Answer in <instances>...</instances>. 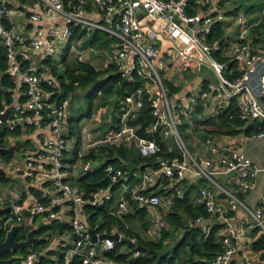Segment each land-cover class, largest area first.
Returning a JSON list of instances; mask_svg holds the SVG:
<instances>
[{
	"label": "built area",
	"instance_id": "2783aa9c",
	"mask_svg": "<svg viewBox=\"0 0 264 264\" xmlns=\"http://www.w3.org/2000/svg\"><path fill=\"white\" fill-rule=\"evenodd\" d=\"M38 1L42 5V12L29 14L33 22H41L45 17H60L65 23H53L45 33L38 29V36L32 39L0 24L1 44L7 49V72L16 83L12 104L0 109V114L10 109L7 122L11 130L23 123L50 131V135L44 137L42 142L48 150L47 156L41 154L35 159L29 155L27 168L17 169L28 177H35L40 175L33 172L36 166L46 168L37 161L42 158L50 160L51 167L44 175L56 188L57 194L53 197H43L45 201L36 198L31 202L7 199L0 194V207L5 208L2 221L4 228H9L11 224H22L27 217L43 212H49L50 219L58 218V212L53 208L61 196H66L74 207L71 226L76 238L70 254L79 256L82 264H116L104 256L106 251L114 249L116 242L101 239L102 233H97L98 243L93 242L91 227L81 218L79 208L85 204L93 207L104 205L112 199V187L119 182L123 192L114 213L117 216L129 210L130 201L124 195L127 192H131L132 200L142 207H161L167 210L172 203L169 198L163 199L154 192L144 194L142 190L146 185L152 187L158 183L156 186L159 185L161 189H174L178 197H183L184 192L178 185L186 178L187 172H195L210 180L213 174L235 175L242 192L247 193L252 188L259 173L264 170L254 159L243 151L222 147L212 138L202 142L203 149L198 157L193 156L181 137L180 128L192 120L199 106L203 107L206 112L203 116L207 118L213 113L217 116L223 112L233 100H236L244 118L264 122V47L256 43L259 34L255 30L260 20H252L241 11H226L217 4V0H197L196 2L206 8H198L193 14L189 12L194 8L189 5V0ZM89 5L92 10H89ZM143 9L147 12L144 13ZM15 13L16 10L10 6L9 0H0V18L8 19ZM220 22L226 31L235 28L239 32L238 39L231 45L229 42V47L223 51V56L228 57L225 61H220L215 56L219 44H211L205 38L213 26ZM74 25L89 30H103L117 38L110 63L118 68L121 77L127 82L138 80L142 83L136 94L127 97L123 106V118L131 120L136 116V110L143 105L142 96L147 95L155 120L152 131L161 127L160 133L162 132L165 138L173 136L179 144L180 156L158 157L155 162L156 172L160 178L168 180V184L159 183L152 173L148 172L143 176L140 189L132 191L125 182L123 169L111 164L104 168L111 180L110 186L94 192L89 198H85L66 182L62 160L68 144L64 123L70 108L69 100L58 102L51 99L54 92L47 91L43 86L56 88L57 84L48 73L37 70L31 61L29 49L43 50L45 57H53L58 51V44L64 42L65 46L70 40ZM22 61L30 62L27 70L22 69ZM233 63L236 66H233ZM186 75H194L199 86L189 94L187 105L179 99L172 103L165 81H171V78L174 83L180 78L188 82ZM21 96L26 98L24 102L20 101ZM2 123L0 118V126ZM248 137L250 140L264 139V131ZM101 142L110 145H127L134 142L144 157L162 151L156 141L140 136L133 126L126 123ZM79 156H84V153ZM3 162L0 159V167ZM89 168L90 163L86 162L83 170L88 171ZM224 191L228 196V207L235 211L242 205L241 201L236 195ZM198 201L205 204L211 217L225 225L224 248L210 264H230L235 253L231 240L244 235L249 228L264 229V195L260 207L249 210L252 218L249 224H244L240 229L235 226V218L227 215V210L216 201L210 190L201 189ZM203 221V217H198L195 223L203 226L205 233H209L210 227L203 224ZM153 224L158 230L166 226V222L158 213ZM40 255V250L28 251L23 254L21 260L12 264H35ZM138 255L139 252H135L134 256Z\"/></svg>",
	"mask_w": 264,
	"mask_h": 264
},
{
	"label": "crops",
	"instance_id": "0c3cea01",
	"mask_svg": "<svg viewBox=\"0 0 264 264\" xmlns=\"http://www.w3.org/2000/svg\"><path fill=\"white\" fill-rule=\"evenodd\" d=\"M9 4L11 7H13L16 10V13L10 16V18L8 19L0 18V24L6 27V25L4 24V21H6L7 23L10 24V28L8 29H12L16 33H19L28 39L29 38L32 39L38 36L37 34L38 29H42L43 32L45 33L47 29L50 27V25H52L53 23H59L62 25L64 24L62 23L63 18L60 17H45L41 22H33L29 18V14L35 11L42 12V5L38 0H9ZM217 4L223 8V6H221L220 4V0H217ZM88 8L89 10H92V6L89 5ZM204 8H206V6L202 7V9ZM234 11L244 12L252 20L261 21L264 15V10L262 11V13L258 14V16L249 14L251 10H249V8L247 7H246V11L234 9L231 12ZM87 30L93 31L89 29ZM225 33L227 39H229L230 45L232 44V42H235L238 39L237 35L239 32L235 28L231 29V31H226ZM110 37L115 39V41L110 43L111 51L110 52L106 51V53L108 54V56L106 57L107 66L111 64L110 57L113 54L117 44V38L112 36ZM232 37L234 38V40H232ZM70 40L68 41V43H66L67 46L65 45L62 47L63 58L65 51L69 47ZM82 41L83 40H79V44H82ZM73 45L74 44H72L69 48L68 55L66 56L67 58L70 54V50ZM88 48L91 47L81 48V50L82 52H84V50ZM29 54L31 61L36 66L37 70L45 71L46 73H48L50 78L55 80V83L57 84L58 87L59 86L58 75L64 72V64L62 62L63 58L60 64H57L54 61L55 58L57 59L59 58L57 56L58 51L53 57H49V58L44 56L43 50L29 49ZM85 56H87V54ZM85 56H82L80 54L76 58H79L82 61L91 62L90 58L85 59ZM48 60H50L49 63H47ZM91 63L94 65L93 62ZM53 67H56V71L53 70ZM108 76L109 75L104 74L101 79L106 78ZM186 76L188 77V82H185L180 78H177L176 82L174 83L171 82L174 81V79L171 78H170L171 81H167V80L165 81L172 103H174V101L179 99L184 105H187L189 94L194 89L198 88L199 85H198V81H196V77L194 75H186ZM68 82L69 79H66V83ZM79 87H83V86H77L75 92H69L64 97V99L69 100L70 108L68 110V115L64 123L66 127L64 133H65V138L68 141V144H67V150L64 151L62 161L64 164L66 182L75 189L77 188L73 182L80 176L86 175L87 173L93 172L99 168H105L107 165L110 164L116 167H120L121 165L128 166L131 163L130 159L119 157V155L115 153L110 157H105L101 153V150L103 148H106V150H110V149L116 150L117 148H124L127 150L128 157L130 155L131 150H136L138 153L141 154L140 149L137 147V145L134 142L128 143L127 145L125 144L110 145L109 143L101 142L102 140L107 138L109 134L113 133L119 128H122L123 124L126 123L130 126H133L140 136L145 137L140 133V130L143 129L142 125L134 123L137 120L143 105L136 110V116H134L131 120L123 118L124 115L123 106L125 105V101L127 97L130 95L126 96L125 98H121V97L118 98L116 94L118 90L117 85L115 86L113 85V90L109 92L107 95L98 92L97 95L93 96L91 102L89 100L88 93L93 89V86L83 87L85 88V91L81 93L78 90ZM172 88H177L178 90L173 92ZM61 92L62 91L60 88V93ZM143 97L144 95L142 96L141 99L144 104ZM98 98H100L101 100L105 99L107 103L111 101V103L107 105V106L110 105L111 106L109 111V117L105 121H100V119L96 116V114L98 113V109L96 108L99 106V102L96 103ZM116 99L119 100L118 103H120V106L117 105V102L116 103L114 102ZM90 103L92 105V109H91L92 111L89 110V107H91V105L89 106ZM207 104L209 106H212L211 103L207 102ZM116 111H118L117 117L115 116ZM205 113L206 112L203 109V107L199 106L198 112H196L192 116V120L184 125L185 128L183 127L180 128L181 137L186 147L190 145L191 149H189L188 147L187 149L191 152L193 156L198 157L203 149L202 142L207 138H212L222 147L245 152L252 159H254L260 167L264 168V139L250 140L248 135H246L245 133H238L234 135L218 133L216 132L217 128L214 125L204 123V121H208L212 118H215L216 116L212 112L213 114L205 118L203 116V114ZM95 118H98L99 120ZM154 122L150 126L146 127L145 129L146 134L147 135L149 134L152 138L155 139V136H152V134L155 135V133L158 132L160 138L166 142V146H168L167 150L169 152H173L174 154L170 158H173L175 156H180L181 150L179 148V144L177 143L176 139L173 136L165 138L162 132L160 133V131H162L161 127L157 131H152ZM183 129L184 131H182ZM194 131L200 132L202 136L196 137L195 134L193 133ZM207 131H213V132L208 134ZM49 135H50V131L45 128L38 126L30 127L23 124L22 132L20 135H18L17 137L14 136L6 137L7 143L5 147H8L10 146V144L15 143L16 153L11 154L13 157L10 161L7 160L5 161L0 155V159L4 161L1 164L2 166L1 168L4 167L3 169L7 172V176L0 175V184L2 182H9L10 180H15L14 179L15 173H17V177H19L17 184L12 183L9 188L4 189V193H1L7 199H12L17 201L22 200L23 202L24 201L31 202L36 198H39L40 195H42V197L48 198V197H53L57 194L56 188L53 186L51 181L46 177V175H44V173L46 174L48 173L47 170L51 167L50 160L46 158H42L37 161V163L44 164L46 168L41 169L38 166H36V169H33V172L35 174L40 173V175H36L35 177H28L26 176L25 173L17 169V168H21V169L27 168V161H28L27 159L29 155L34 157L35 159H38L41 154H45L47 156L48 150L43 146L42 142H43V138L48 137ZM189 139L190 142L188 141ZM159 145L162 147L161 144ZM80 153H84V156L82 157L79 156ZM114 158H119L121 165H117V164L115 165L113 162L109 161ZM86 162L90 163V168L88 169V171L83 170V166L86 164ZM149 167L148 168L145 167L142 174L141 171L137 169L135 175L137 176V178L139 177L140 180L136 183L129 181L128 174H125L126 175L125 182L129 184V188L132 191H137L140 189V187L143 185V176L148 172H151L154 179L157 180L159 183L165 185L168 184V180L166 183L163 178H160V176L155 170L156 166L154 164L150 165ZM213 176H215L217 180L213 179ZM4 178H7V181H4ZM199 180H204L205 185L199 187L197 193V201L200 197L201 189L210 190L212 195L215 197L216 201L219 202L227 210V215L233 216L235 218L234 223L237 229H240L244 224L248 225L252 219L250 216V211L259 208L261 205V199L262 196L264 195V170L259 173L252 188L247 193L241 191L238 180L235 175L213 174L212 180H210L207 177L197 175L195 172H187L186 178L183 179L179 183V185L183 183L184 186L190 187L192 185L198 184ZM157 184L158 183H156L152 187L146 185L145 189H143L142 191H149L154 189L162 190L159 187V185L156 186ZM223 189L236 195L241 201L242 205L239 206L235 211L231 210L228 207L227 204L228 196ZM119 190L121 193L123 192L122 186L119 188ZM171 190L175 192L174 189ZM181 190L184 192L183 189ZM121 193H120V198H121ZM114 194L116 193L113 192V196ZM169 199L172 201V198ZM147 208L149 210V216L152 220V224L150 226L148 234L150 237L153 238L159 237L160 231L163 228L158 230V228L154 226L153 222L154 219L156 218L157 213L160 214V212L158 208H154V207H147ZM53 209L57 210L58 218L50 219L48 217L49 212H43L35 216L27 217L26 220L22 223V225L26 229V231L34 227H37L38 229L40 226H46L45 228L47 229L42 234V236H43V240L47 241L48 243L45 247L42 248V250L39 249L41 255L45 257H49L51 259V261L49 262L50 264H58L59 256L64 254V259H65L64 264H70V262L74 258V256H72L70 252L76 238L74 229L71 226L74 207L72 206V203L68 197L61 196L58 204ZM79 213L83 221L86 222L84 205L80 206ZM216 222L222 225L223 229L221 230V235L223 236L225 233V225L223 223L218 222L215 218L210 216L209 219L206 220L204 219L203 224H206L208 227H210L211 225L216 224ZM255 228L257 227L249 228L246 230V233L244 235L238 238H233L231 240V246L235 248V253L233 254L232 259L236 258L239 264H264V258L261 256V253L255 252L252 249V243L260 237V235L262 234L261 232L264 233V229L259 227L261 228V231L255 233L254 232ZM114 232H119V231L114 230L112 233ZM103 233L104 232H102V234ZM119 233L123 235L121 232ZM123 250L126 251V248L123 247Z\"/></svg>",
	"mask_w": 264,
	"mask_h": 264
},
{
	"label": "trees",
	"instance_id": "16d2710c",
	"mask_svg": "<svg viewBox=\"0 0 264 264\" xmlns=\"http://www.w3.org/2000/svg\"><path fill=\"white\" fill-rule=\"evenodd\" d=\"M66 2L68 0H65ZM197 0H189V5L194 8L189 10L190 14L195 13L198 8L203 7ZM250 2V5L246 3ZM241 1L242 6H246L249 10H253L256 7L264 9V1L254 2L251 0ZM225 0H220L221 6H223ZM7 28H10V24L4 21ZM72 37L69 43L68 49L65 51L63 64L64 72L58 75L59 86L56 88L43 87L47 91H53L51 99L58 102L64 100V97L69 92H75L77 86L90 87L93 89L88 93L89 100L98 92L107 95L113 90V85L118 86L117 97L125 98L128 95L136 94V90L142 83L138 80L127 82L121 77L118 72V68L114 64H109L105 70H98L89 61H82L79 58H74L71 62L67 63V55L69 48L72 44L79 40H83L81 48H96L99 50H105L110 52V43L115 39L111 38L108 33L103 30L88 31L80 26H72ZM258 31V38L256 43L264 46V15L259 25L255 27ZM225 27L223 24L217 23L213 26L212 30L205 36L207 42L213 44L218 43L219 49L215 56L220 61L228 60V57L223 56L225 48L229 47V39L226 37ZM50 60L47 61L49 63ZM29 61H22V69L27 70L29 68ZM235 64L233 63V66ZM236 66V65H235ZM8 70V57L7 49L1 44L0 39V109L5 108L12 104V95L16 88V83L13 78L7 73ZM56 71V67H53ZM104 74L109 75L106 78L100 79ZM66 79L69 82L66 83ZM61 88V93H60ZM24 89V87H23ZM177 88H172V91H177ZM25 97L21 96L20 101L24 102ZM143 107L140 110L139 116L134 123L142 125L140 133L147 138L155 140L162 145V151L156 155L150 157H144L136 150H131L129 157L127 156V150L124 148H117L116 150H106L103 148L101 153L105 157H110L114 153L119 157L130 159L128 166L121 165L119 158H114L109 161L115 165H121L125 174H128L129 181L136 183L140 178L135 175L137 169L141 171V174L146 166L157 165L155 162L158 157L170 158L174 154L169 152L166 146V142L162 140L159 133L156 132L155 139L149 134H146V127L150 126L154 122L152 116L151 103L147 95L143 97ZM91 103L89 104V106ZM92 109L89 107V110ZM92 111V110H91ZM205 124L214 125L216 132L221 134H238L245 133L251 135L264 131V122L260 120L250 121L242 116L240 108L238 107L236 100L232 101V104L228 106L223 112L219 113L215 118L208 121H204ZM22 125L20 123L11 130L7 128L5 133L0 138V145L5 146L7 143L6 137H17L22 132ZM34 127V126H30ZM185 128V126H183ZM184 131V129L182 130ZM213 131H207L212 133ZM191 149L190 145L187 146ZM12 155H5L2 158L6 161L12 159ZM126 176V175H125ZM7 181V178H4ZM121 181H123L121 179ZM167 183V180H165ZM74 185L83 194L85 198L91 197V195L100 190L105 189L111 184V180L107 175L104 168H99L86 175L80 176L74 180ZM120 183L112 187V191L116 194L111 200L107 201L104 205L93 207L90 204L84 205V213L86 223L91 228L95 229L97 233L107 232L112 233L114 230L121 232L124 236H127L133 240V243L117 242L114 249L106 251L104 256L110 260L119 264H209L220 252H222L223 236L221 230L223 229L221 224H213L210 226L209 233L203 231V227L196 224L198 217H203L205 220L210 218L205 204L197 201V193L199 187L205 185L204 180H199L198 184L190 187L184 186V196L178 197L176 193L171 190H149L143 191L144 194L156 193L163 199L172 198V203L167 210L158 207L162 219L166 222L167 226L160 231L159 237L153 238L149 236V229L152 224V220L149 216V210L147 207L140 206L137 202L132 200L131 192L124 193L129 203V210L123 213L121 216L114 214L119 206L120 201ZM122 195V194H121ZM41 201H45L42 195L39 196ZM7 212V210H6ZM46 226H40L35 233L39 236L42 235L47 228ZM261 231V228L254 229L255 233ZM26 229L24 228L18 234V239L24 238ZM258 239L252 243V249L255 252H260L264 258V233ZM47 241H41L35 244V250H42L47 245ZM41 247V248H39ZM126 248V251L123 250ZM28 251H25L27 253ZM135 252H139L138 256H134ZM49 253V252H48ZM64 254L59 256L58 264H64ZM51 259L49 257L42 256L39 264H50ZM70 264H82L79 256H74ZM230 264H239L238 260L232 259Z\"/></svg>",
	"mask_w": 264,
	"mask_h": 264
},
{
	"label": "water",
	"instance_id": "95a60500",
	"mask_svg": "<svg viewBox=\"0 0 264 264\" xmlns=\"http://www.w3.org/2000/svg\"><path fill=\"white\" fill-rule=\"evenodd\" d=\"M143 12L147 11L143 9ZM159 44V42H157ZM10 109H7L3 114H0V118L3 123L0 126V136L8 128L7 118L9 116ZM16 153L15 143L10 146H0V155H11ZM0 175L7 176V172L0 167ZM5 212L4 207H0V264H12L15 261L21 260L25 251L35 250V244L43 241V236H37L34 227L25 233V237L17 239V236L21 230H23L22 224H11L9 228H4L2 225L3 214ZM92 235V241L98 243V234L95 229L90 228ZM101 239H108L114 242H127L132 243L133 240L127 236L121 235L119 232L103 233L100 235ZM43 255H40L35 264H39Z\"/></svg>",
	"mask_w": 264,
	"mask_h": 264
},
{
	"label": "rangeland",
	"instance_id": "374dc122",
	"mask_svg": "<svg viewBox=\"0 0 264 264\" xmlns=\"http://www.w3.org/2000/svg\"><path fill=\"white\" fill-rule=\"evenodd\" d=\"M241 1H244V0H225V2L223 4V8H224V10H227V11L228 10H234V9L245 10L246 11V6H242L241 5ZM251 1H252V3H254V2H259V1L262 2L264 0H251ZM250 4H251L250 2L246 3V5H250ZM263 10H261L260 7H256L253 10H251L249 12V14H253L254 16H258V14L262 13ZM150 20H151V17H150ZM62 23H65V20H63ZM151 23H152V21H151ZM232 40H234L233 37H232ZM63 45H64V42H61V43L58 44V54H57V56L59 58L58 59L57 58L54 59L55 63H57V64H60L61 60L63 58V48H62ZM80 46H81V44H79V41L74 43V45L72 46V48L70 50V54H69V56L67 58V63L71 62L74 58H76L80 54L82 56H85L87 54V56H85V59L90 58L91 62L94 63V65H95V67L97 69L104 70L107 67V58L106 57L108 56V54L106 53L105 50H99V49H96V48H88V49L84 50V52H82ZM78 90L81 93V92L85 91V88L79 87ZM97 102H99V106L96 108V109H98V113L96 114V116L100 119V121H105L109 117V111H110V106L111 105L110 106H107V105H109L111 103V101H109V103H107V101L105 99L101 100L100 98H98L96 103ZM114 102L115 103L117 102V105L120 106V103H118L119 100L116 99ZM115 116L116 117L118 116V111L115 112ZM98 118H95V119L99 120ZM193 133L195 134L196 137L197 136L198 137L202 136L200 134V132H198V131H194ZM188 141L190 142V139ZM14 179L15 180H10L9 182H2L0 184L1 185L0 194L4 193V189L9 188L12 183H16L17 184V181L19 180V177H17V173H15ZM213 179L217 180V178L215 176H213ZM183 187H184L183 183L178 185V188H180V189H183ZM9 204H7L6 207H8Z\"/></svg>",
	"mask_w": 264,
	"mask_h": 264
},
{
	"label": "flooded vegetation",
	"instance_id": "af4514ba",
	"mask_svg": "<svg viewBox=\"0 0 264 264\" xmlns=\"http://www.w3.org/2000/svg\"><path fill=\"white\" fill-rule=\"evenodd\" d=\"M17 239H18V236H17ZM20 239H22V238H20Z\"/></svg>",
	"mask_w": 264,
	"mask_h": 264
}]
</instances>
